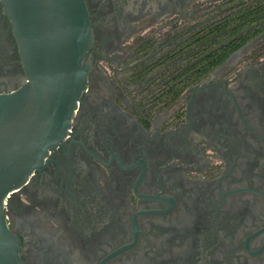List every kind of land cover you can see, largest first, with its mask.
<instances>
[{
	"label": "flooded vegetation",
	"instance_id": "af4514ba",
	"mask_svg": "<svg viewBox=\"0 0 264 264\" xmlns=\"http://www.w3.org/2000/svg\"><path fill=\"white\" fill-rule=\"evenodd\" d=\"M226 1L85 0L86 87L4 201L22 264H264V28L206 74L191 54ZM25 79L0 0V93Z\"/></svg>",
	"mask_w": 264,
	"mask_h": 264
},
{
	"label": "water",
	"instance_id": "95a60500",
	"mask_svg": "<svg viewBox=\"0 0 264 264\" xmlns=\"http://www.w3.org/2000/svg\"><path fill=\"white\" fill-rule=\"evenodd\" d=\"M2 1L26 79L0 93V264H22L4 201L67 133L91 68L93 32L85 0Z\"/></svg>",
	"mask_w": 264,
	"mask_h": 264
},
{
	"label": "trees",
	"instance_id": "16d2710c",
	"mask_svg": "<svg viewBox=\"0 0 264 264\" xmlns=\"http://www.w3.org/2000/svg\"><path fill=\"white\" fill-rule=\"evenodd\" d=\"M227 1L215 10V17L201 24L194 35L192 52L199 56L200 75L224 60L239 47L264 28V0Z\"/></svg>",
	"mask_w": 264,
	"mask_h": 264
}]
</instances>
